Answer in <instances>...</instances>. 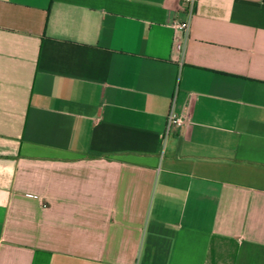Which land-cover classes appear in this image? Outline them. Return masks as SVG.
<instances>
[{
	"label": "crops",
	"instance_id": "crops-1",
	"mask_svg": "<svg viewBox=\"0 0 264 264\" xmlns=\"http://www.w3.org/2000/svg\"><path fill=\"white\" fill-rule=\"evenodd\" d=\"M187 20L0 0V264H264V0Z\"/></svg>",
	"mask_w": 264,
	"mask_h": 264
},
{
	"label": "built area",
	"instance_id": "built-area-1",
	"mask_svg": "<svg viewBox=\"0 0 264 264\" xmlns=\"http://www.w3.org/2000/svg\"><path fill=\"white\" fill-rule=\"evenodd\" d=\"M186 5L188 20L185 22L174 21V26L183 31L186 36L189 35L191 29V19L194 15V10L196 7L197 0H183ZM175 49L177 51H182L184 49V42L176 40ZM185 119L180 115L175 109V98L173 99L172 106L167 115L166 128L161 138L163 141L177 128L184 125Z\"/></svg>",
	"mask_w": 264,
	"mask_h": 264
}]
</instances>
